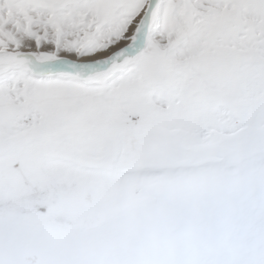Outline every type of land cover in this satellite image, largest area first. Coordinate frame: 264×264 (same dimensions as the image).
I'll return each mask as SVG.
<instances>
[{
  "label": "snow or ice",
  "instance_id": "1",
  "mask_svg": "<svg viewBox=\"0 0 264 264\" xmlns=\"http://www.w3.org/2000/svg\"><path fill=\"white\" fill-rule=\"evenodd\" d=\"M0 264H264V0H0Z\"/></svg>",
  "mask_w": 264,
  "mask_h": 264
}]
</instances>
